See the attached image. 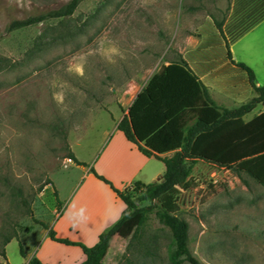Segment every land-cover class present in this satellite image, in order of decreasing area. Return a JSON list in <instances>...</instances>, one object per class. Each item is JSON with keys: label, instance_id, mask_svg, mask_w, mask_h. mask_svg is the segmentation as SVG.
Wrapping results in <instances>:
<instances>
[{"label": "rangeland", "instance_id": "1", "mask_svg": "<svg viewBox=\"0 0 264 264\" xmlns=\"http://www.w3.org/2000/svg\"><path fill=\"white\" fill-rule=\"evenodd\" d=\"M66 1L0 0V251L7 256L0 253V264H23L29 255L46 264H70L83 252L77 244L51 239L48 228L81 179L80 166L99 184L87 185L77 203L76 210L85 209L84 220L73 216L74 206L62 220L98 221L101 204H108L100 185L116 194L114 188H125L112 178L122 176L127 149L117 145L107 157L105 133L113 114L164 64L186 57L196 67L208 58L213 67L204 81L220 105L238 106L254 95L246 72L226 64V44L239 30L238 20L248 22L257 10L246 0H83L71 16L8 30L13 19ZM216 21H222L226 39ZM230 46L264 83V20ZM261 110L264 103L246 119ZM71 151L85 164L69 158ZM190 175L194 185L181 189L179 215L189 224L191 252L203 264H264V184L235 167L201 159L192 163ZM130 190L140 194L132 185ZM140 204L153 207L139 238L114 235L104 264H171L169 228L156 218L153 204ZM59 223L56 235L68 238ZM79 226L69 230L70 240L95 244Z\"/></svg>", "mask_w": 264, "mask_h": 264}, {"label": "trees", "instance_id": "2", "mask_svg": "<svg viewBox=\"0 0 264 264\" xmlns=\"http://www.w3.org/2000/svg\"><path fill=\"white\" fill-rule=\"evenodd\" d=\"M82 1L67 0L58 7L13 19L8 30L71 16ZM246 2L254 6L252 10L255 7L257 10L248 16V22L238 20L239 30L233 33L226 44V64L246 72L247 82L254 95L238 106L218 104L200 77V73L210 72L213 67L208 58L197 61L194 67L186 57H181L154 72L136 94L127 113L118 122V128L146 154L171 152L160 157L165 164L162 180L133 183L132 187L135 191L139 190V195H133L130 188H114L126 208L91 246L58 237L53 227L48 228L51 239L77 244L82 248L85 258L80 264H104V257L114 235L129 238L130 241L139 238V230L153 207L140 204L144 200L154 205L156 218L171 232L175 245L171 264H182L184 261L203 264L189 248V224L179 215L180 192L194 185L190 172L192 163L197 159L219 166L235 167L264 184V110L246 119L258 104L264 103V83L258 84L253 68L243 61L235 60L230 48L233 42L264 19V0ZM222 24V21H216L217 28L226 39ZM69 158L77 164H85L72 151ZM54 193L57 196L56 189ZM58 206L61 207L60 203ZM37 222L47 228L46 223ZM10 240V237H6L5 242ZM20 252L25 256L21 243ZM0 253L7 258L5 249ZM25 264L44 262L32 255Z\"/></svg>", "mask_w": 264, "mask_h": 264}, {"label": "crops", "instance_id": "3", "mask_svg": "<svg viewBox=\"0 0 264 264\" xmlns=\"http://www.w3.org/2000/svg\"><path fill=\"white\" fill-rule=\"evenodd\" d=\"M264 20V19H263ZM263 20H261L258 24H256L253 28H251L249 31L253 30L255 27H257ZM247 31L246 33H248ZM231 48V46H230ZM232 51V49H231ZM233 58H235V55L233 54ZM244 60V59H243ZM210 72L206 73H200L201 79L204 81V77L207 76ZM204 83L208 86V84L204 81ZM259 84V83H258ZM142 88V86L137 90L129 104L124 107V109H120L119 111L115 112L114 117V123L111 125V127L106 131L105 137H104V146L102 152H105L107 149V157L116 151L117 145H122L127 149V155L128 159L126 160V164L124 166L120 167V172L122 176L120 178H112L114 184L118 188H130V186L135 183V182H143V183H150L154 181H160L162 180V176L165 171V164L163 160L160 157L166 156L171 154V152H166V153H161V154H146L143 152V150L140 147H136L133 145L132 141L129 140L124 132L118 128V122L121 120V118L127 113L128 107L132 103L133 99L135 98L136 94L138 91ZM209 90L210 87L208 86ZM211 92V91H210ZM214 98V97H213ZM142 146H144L143 143H140ZM75 154V152H74ZM75 156L80 159L76 154ZM134 160V166H130V163ZM81 160V159H80ZM127 162L129 164H127ZM82 170V175L81 179L79 182L76 183L75 187L72 189V191L67 195L68 201L67 204L65 205L64 211L62 210L59 214L58 217L56 218L54 222V226H58L61 222L63 225L64 231H66V237L69 239H74L71 238L72 234H70L71 231L75 228H77L76 231H80V226H85L87 230L90 231L91 236L90 240L91 241H98L99 234L108 228L110 225H112L124 212L126 208V204L124 201L110 188L107 186H102L104 188L103 190L105 191V197L108 198V204L106 205L105 203L101 204V207L99 205V215L98 221H94L92 223H86V224H78L73 218L67 217L66 219L62 220V216L65 213V210L68 209L70 206H74L76 210L77 203H79L80 199L84 196V193L86 191L87 185L91 184H99L98 181L92 176L91 172L85 168ZM127 183V184H126ZM131 183V184H130ZM130 184V185H129ZM127 185V186H126ZM101 188V189H102ZM124 188V189H125ZM120 198V199H119ZM101 200H105L104 196H101ZM61 220V221H60ZM59 231L57 230V233ZM90 235V234H89ZM77 239V238H75ZM86 241V240H85ZM31 257V255H29ZM28 257V259H29ZM85 258L84 252H80L77 254L75 258L72 259L70 264H80ZM27 259V260H28ZM40 259L46 264L44 258L40 256ZM26 260V262H27ZM25 262V263H26ZM23 263V264H25Z\"/></svg>", "mask_w": 264, "mask_h": 264}, {"label": "clouds", "instance_id": "4", "mask_svg": "<svg viewBox=\"0 0 264 264\" xmlns=\"http://www.w3.org/2000/svg\"><path fill=\"white\" fill-rule=\"evenodd\" d=\"M73 216L78 219V220H84L85 219V209L83 206L79 209H77L74 213Z\"/></svg>", "mask_w": 264, "mask_h": 264}]
</instances>
